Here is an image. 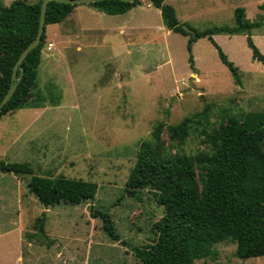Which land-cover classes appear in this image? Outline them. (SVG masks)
<instances>
[{
    "label": "rangeland",
    "instance_id": "374dc122",
    "mask_svg": "<svg viewBox=\"0 0 264 264\" xmlns=\"http://www.w3.org/2000/svg\"><path fill=\"white\" fill-rule=\"evenodd\" d=\"M0 1L9 5L14 0ZM254 1L249 2L246 19L264 21V9ZM79 6L86 8L82 22L94 29L116 26L121 20L88 9L87 4ZM72 19L62 29L47 26L41 75L32 90L35 98L44 92V107L56 109L48 118L52 123L41 124L33 143L15 145L17 149L29 145L25 154L16 156L12 149L0 157L7 162L29 161L33 170L19 176L0 171V264H143L133 248L154 241L165 210L153 188L126 186L139 154L148 149L168 158L189 156L200 190L210 185L228 197L233 191L224 178L227 156L216 131L229 117L264 125V63L253 60L248 34H225L217 41L240 68L242 83L237 84L207 37L194 45L193 71L185 36H167L157 29L126 36L106 31L83 36ZM219 24L234 25L235 16L226 12ZM213 25L217 24L195 28ZM251 33L264 54V29ZM121 41L128 45L111 44ZM80 42L88 44L82 52L75 49ZM1 44L0 39V72L6 67ZM64 62H69L68 71L62 68ZM189 117L183 131L172 129ZM17 120L9 119L12 128L21 127ZM160 121L164 126L158 139L154 127ZM261 150L264 154V137ZM31 175L83 179L95 184V192L79 204L45 207L26 187ZM91 209L109 212L120 240L108 237ZM210 246L214 255L195 264H264V256L236 257V244L228 236Z\"/></svg>",
    "mask_w": 264,
    "mask_h": 264
},
{
    "label": "trees",
    "instance_id": "16d2710c",
    "mask_svg": "<svg viewBox=\"0 0 264 264\" xmlns=\"http://www.w3.org/2000/svg\"><path fill=\"white\" fill-rule=\"evenodd\" d=\"M150 1L161 9L163 21L169 29L188 36L187 49L193 71L196 68L192 45L199 38L208 37L223 64L231 71L234 81L242 83L240 68L216 42L215 34H248L253 60L264 63V54L251 37L252 30L264 29V21L244 20V7L235 9L234 25L219 24L205 29L189 26L192 32H188L177 18L172 5L165 0ZM41 2L42 0H14L9 5H4L0 1L1 55L6 63V67L0 72V101L10 87L15 62L38 32ZM139 3L141 0H99L88 5L108 14H121ZM77 5L55 0L49 2L41 42L24 59L23 78L0 111V117L26 105L44 106L43 101L47 99L45 93H37L35 98L32 90L37 86L46 28L47 25L62 22ZM262 8L264 9V5ZM207 111L208 107L202 113L206 114ZM191 120L192 117H189L172 129L181 132ZM163 126L162 121L155 124L154 133L158 139ZM263 137L264 125L252 126L238 117L227 118L216 131L215 138L227 156L224 178L233 191V195L228 197L219 195L210 185L200 190L194 161L189 156L168 158L158 152H149L148 149L139 154L126 186L129 190L153 188L158 193L159 204L165 210L157 224V237L154 241L147 247L133 248L143 264H195L197 259L214 255L210 242L221 236H228L236 244L234 254L240 259L264 256ZM0 171L17 176L33 172L29 162H7L3 159H0ZM26 187L45 207L60 203L79 204L95 192L94 183L64 175L56 178L31 175ZM91 216L101 219L109 238L120 240L107 210L91 209ZM43 232L42 229L38 231Z\"/></svg>",
    "mask_w": 264,
    "mask_h": 264
},
{
    "label": "crops",
    "instance_id": "0c3cea01",
    "mask_svg": "<svg viewBox=\"0 0 264 264\" xmlns=\"http://www.w3.org/2000/svg\"><path fill=\"white\" fill-rule=\"evenodd\" d=\"M165 1L166 3L174 7L176 16L179 19V21L183 23V25L185 24L191 27H195L197 26V24L198 25L208 24L211 22L212 23L215 22V24L219 25V20L222 19V17L224 16L226 12H229V14L235 16L234 11L237 7H239V4L245 8L244 20H247L246 18L249 13L248 8H249V5L251 4L249 3L250 0H165ZM263 1L264 0H255L254 2L257 5L259 4L258 6L262 8V5H264ZM79 5L80 4L74 7L72 12L62 22L55 23V25H57L59 29H62L61 26L66 25L68 21H70L71 17L73 16L72 20H74L76 25L80 27L79 32H80V35H83V36L87 35L88 33H96V32L103 33V31L111 32V33L118 32L119 35L121 34L125 35L129 32L132 34L147 33V31L149 30L152 31V30L157 29L167 36L173 35L172 33L185 36L188 41V36L175 32L169 29L165 25L163 18H162V14H161V9L154 6L150 0H141V3L133 6L131 9H129L125 13L109 14V15H114L116 17H119L121 18V20L116 23V26L112 24V26L108 28H100V29H94L89 24L87 25L88 26L87 27L86 24L82 22L81 15L84 14L83 11H85L86 8H83L82 6H79ZM257 5L255 7H257ZM88 9L93 10L96 8H94L93 6H90V8ZM224 35L225 34H215L214 39L216 40V42L217 41L219 42L220 38H223ZM231 35H237V34H231ZM201 38H204V37H201ZM196 42L193 43L192 45V51L194 50V47H195L194 45L196 44ZM111 44L112 45L123 44L126 46L128 45L127 41L112 42ZM87 45L88 44H82L80 42L79 46H76L75 49L77 51L82 52L83 48H85ZM80 55L81 54H79V56ZM76 56L78 57V55ZM42 59H43V55H42ZM120 61H122V57L120 58ZM194 61L195 63L197 62L195 56H194ZM62 65H64L62 66V68L68 71L69 62L67 63L64 62L62 63ZM41 66H42V60L38 66V77L39 75H41V72H40ZM69 81H72V78H70ZM74 92L75 91L73 89V93ZM55 110L56 109H50L49 106L34 107L32 105H26V106H23L19 109L8 112L4 114L3 116H1L0 117V154H1L0 157L7 155L6 153H8V151L12 149H16L13 152V154L16 156L25 154L26 153L25 149L27 147L30 148L29 145H26V146L20 145L19 149H17L15 145L19 142H22V144H30L35 141V138H39L40 132L37 130H40L42 123L44 124L52 123L48 118L51 117L53 113H56ZM12 117L18 119L16 122H18V124H20L21 127L12 128L10 126L9 119H11ZM53 123H55L54 120H53ZM29 130H36V132H33L28 137L23 138L24 135L27 134ZM43 157L45 158L44 154H43ZM25 162H29V161H25ZM29 163L31 164V162ZM1 191L2 190L0 189V192Z\"/></svg>",
    "mask_w": 264,
    "mask_h": 264
},
{
    "label": "water",
    "instance_id": "95a60500",
    "mask_svg": "<svg viewBox=\"0 0 264 264\" xmlns=\"http://www.w3.org/2000/svg\"><path fill=\"white\" fill-rule=\"evenodd\" d=\"M50 1L51 0H42V2H41V11H40V20H39L38 32H37L35 38H33L31 40V42L22 50L19 58L17 59V61L15 62L14 66H13L12 75H11V84H10V87H9L7 93L4 95V97L0 101V111L2 110L3 106L13 96V94H14L17 86H18V83L23 78L24 69H23L22 64H23L24 59L26 58L28 53L31 50H33L36 46H38V44L41 42L42 35L45 31L47 8H48ZM55 1L63 2V3H69V4H88V3H93V2H96L99 0H55ZM123 1L133 2L134 0H123ZM183 27L188 32H192V29L189 26L184 24ZM19 68H20V72L18 73Z\"/></svg>",
    "mask_w": 264,
    "mask_h": 264
},
{
    "label": "built area",
    "instance_id": "2783aa9c",
    "mask_svg": "<svg viewBox=\"0 0 264 264\" xmlns=\"http://www.w3.org/2000/svg\"><path fill=\"white\" fill-rule=\"evenodd\" d=\"M51 45V44H50Z\"/></svg>",
    "mask_w": 264,
    "mask_h": 264
}]
</instances>
